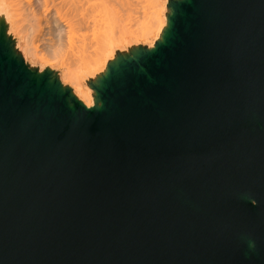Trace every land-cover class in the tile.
Here are the masks:
<instances>
[{
    "label": "water",
    "instance_id": "obj_1",
    "mask_svg": "<svg viewBox=\"0 0 264 264\" xmlns=\"http://www.w3.org/2000/svg\"><path fill=\"white\" fill-rule=\"evenodd\" d=\"M86 79L0 24V264H264V0H167Z\"/></svg>",
    "mask_w": 264,
    "mask_h": 264
},
{
    "label": "bare ground",
    "instance_id": "obj_2",
    "mask_svg": "<svg viewBox=\"0 0 264 264\" xmlns=\"http://www.w3.org/2000/svg\"><path fill=\"white\" fill-rule=\"evenodd\" d=\"M20 1L21 0H9L8 1L9 3L7 2L6 4H0V24L4 22L6 24V32L10 35L11 34L14 36L17 35V37L19 36L18 34H20L21 31H26L27 33H24V34L21 33L22 35H24L23 36L24 40L21 36L22 39L18 38V41L16 40L17 41L16 44L20 45V50L26 59L27 57L36 58L38 51L36 53V51L34 50L35 48L34 46H32L31 48L32 42L30 43L29 42L30 40L28 41L29 35H30L28 33L29 30L27 28L26 29L23 28L25 26H22L23 23H21L22 22L21 21L22 20L21 10L24 11L27 8L26 9L21 8V5H23V7L25 6L24 4L20 5ZM25 1L28 2V0H25ZM124 1L126 0H40V7L42 8V12L44 13V17H45L44 22L50 23L52 25L51 31L54 32L52 33L56 34V37L58 36V38H61L62 36L65 35L68 40V41H65V43L67 44L69 40L70 42H72L73 39H76V40L79 39L80 41L78 46L76 45L77 48L79 49V51H76L77 52L76 54H78L76 57L77 59L76 61H79L78 63H80L78 64V69H76V71H73L77 67L71 70H70L71 67L65 68L60 74L61 75L60 80L62 81V83H65V82L70 83L73 93L76 95V97L79 100H81L88 107H90L93 104L92 90L89 87H84V85L81 84L77 80V78L79 77L78 73L84 70V72H87V75L91 76L103 70L105 68L107 60L112 58L115 48L124 47V45L126 44H131L132 41L150 40V42H153L155 39L158 38L163 27L166 25V16L164 14L165 7L163 6L160 10L156 12V16L154 18L153 24L150 26H146L144 30H142L140 34H138L137 31L131 28V21L128 20L126 22V20L123 18L125 16V11H127V9L125 10L124 8H122V5H124ZM32 2L33 4H35L33 0ZM28 8L31 9V7H28ZM16 11H19L20 13L19 12L17 13ZM23 11H22V14H23ZM128 11H132V9H128ZM26 12L24 11L25 14ZM29 14L32 16L33 13L31 14L29 12ZM36 14L38 15L39 13H36ZM27 16H28V13L25 17ZM38 17H40V15H38ZM35 19L36 18H34V22L38 20L36 21L38 23L41 18L36 19V20ZM30 23H33V22L31 21ZM35 25L37 27V25H42V24L38 23ZM33 28L35 29V27ZM35 31H38L37 28L35 29ZM51 31L48 30V32H51ZM29 32H31V30ZM32 36H33V33H32ZM36 37L38 36L36 35ZM54 39L52 41H54ZM20 41H22V43ZM61 42H63L64 44V40ZM72 43H73L72 46L74 47L75 44L74 42ZM57 50L59 51L58 47H57ZM46 51H49V50H46ZM67 51H70V50H67ZM51 53L52 52H50L49 54L51 55ZM44 56L41 57L42 59L41 58L40 59L42 61L46 60L47 62L48 60ZM60 58L62 59V57ZM73 58L75 60V57ZM53 59L55 60V58ZM71 60L72 58H70V61ZM70 65L71 64H69V66ZM79 67H81L80 68L81 70L79 69Z\"/></svg>",
    "mask_w": 264,
    "mask_h": 264
},
{
    "label": "rangeland",
    "instance_id": "obj_3",
    "mask_svg": "<svg viewBox=\"0 0 264 264\" xmlns=\"http://www.w3.org/2000/svg\"><path fill=\"white\" fill-rule=\"evenodd\" d=\"M9 0H0V4H6L7 2H8ZM22 1V2H21ZM20 1V5L21 4H24V6L25 7H23V5H21V8H27L26 10H24L25 12L26 11H28V12H26V14L24 13V11L23 10H21V15H22V22L21 23H23V25L22 26H25V27H23V28H27L29 31L31 30V32H29L28 30V33L31 35V37H30V35H29V39H28V41L31 43V48H32V46H34L33 48H34V50L36 51V53H37V51H38V53H37V57L36 58H29V57H27V59L24 57V59L27 61V62H29L30 64H32V65H34V66H38V67H40V68H43V67H45V66H49V67H51V68H53V69H55L56 71H58L59 72V76H60V78H61V72L65 69V68H70V70L71 69H74L75 67H77V68H75L73 71H76V69H78V64H80V63H78L79 61H76L77 59H76V57H77V55L78 54H76L77 52L76 51H79V49L77 48V46H78V44H79V39H73L72 40V42H74V44H75V46L73 47L72 45H73V43L72 42H70V40H69V42H68V44L67 43H65V41H68L67 40V37L64 35V36H62L61 38H58V36L56 37V34H53L54 32L53 31H51V28H52V25L50 24V23H45L44 22V20H45V17H44V13L42 12V8L40 7V0H33L34 1V3L35 4H33V2H32V0H28V2L27 1H25V0H21ZM30 2V3H29ZM166 2H167V0H126V1H124V5H122V8H124L125 10L127 9V11H125V16L123 17L125 20H126V22L128 21V20H130L131 21V28L132 29H134L135 31H137L138 32V34H140V32L142 31V30H144V28L146 27V26H150V25H152L153 24V21H154V18H155V16H156V12L158 11V10H160L163 6L164 7H166ZM9 3V2H8ZM29 4H30V6H29ZM33 4V5H32ZM28 7H31V9H29ZM34 9H33V8ZM29 9V10H28ZM32 9H33V11H32ZM128 9H132V11H128ZM38 10V11H37ZM22 11H23V14H22ZM35 11V12H34ZM40 11V12H39ZM164 11H165V8H164ZM17 13L19 12V11H16ZM29 12L32 14V16L29 14ZM20 13V12H19ZM27 13H28V16L27 17H25L26 15H27ZM35 13V14H34ZM36 13H39L38 15H40V17H38V15L36 14ZM42 13H43V15H42ZM24 15V16H23ZM30 15V16H29ZM34 15V16H33ZM19 17H20V15H19ZM38 17V18H37ZM32 20H31V19ZM34 18H36V19H40V21L38 22L39 24H42V25H37V27H36V25L35 24H38L36 21H38V20H36L35 22H34ZM25 21V22H24ZM33 22V23H30V22ZM29 22V23H28ZM25 24V25H24ZM43 24H45V25H43ZM28 25V26H27ZM34 25V26H33ZM39 26V27H38ZM41 26V27H40ZM45 28H44V27ZM33 27H35V29L37 28V30L38 31H35V29L33 28ZM30 28V29H29ZM39 28V29H38ZM49 28V29H48ZM34 29V30H33ZM40 29H41V31H40ZM43 29V30H42ZM48 30L49 31H51V32H48ZM37 32H39V33H41V34H39V33H37ZM44 32V33H43ZM53 32V33H52ZM21 33L22 34H24V33H27L26 31H21ZM18 34L19 36L17 37V35L16 36H14L13 35V37H16L17 39V41H18V38H21V36H22V38H23V36L24 35H22V34ZM32 33H33V36H32ZM37 33V34H36ZM51 34V35H50ZM12 35V34H11ZM35 35V36H34ZM36 35L38 36V37H36ZM34 37V38H33ZM42 37V38H41ZM21 38V39H22ZM42 40H41V39ZM55 38V39H54ZM20 39V40H21ZM32 39V40H31ZM44 39V40H43ZM54 39V41H55V43H54V41H52ZM23 40H24V38H23ZM22 40V41H23ZM50 40V41H49ZM64 40V44H63V42H61V41H63ZM75 40V41H74ZM16 41V42H17ZM22 41H20L21 43H22ZM34 41V42H33ZM44 41V42H43ZM49 42V43H48ZM154 42V41H153ZM153 42H150V40H147V41H142V40H139V41H132V43L131 44H146V45H150V44H152ZM29 43V44H30ZM36 43V44H35ZM53 43V44H52ZM59 43V44H58ZM69 43H70V45H71V47H70V45H69ZM54 44H55V46H54ZM62 44V45H61ZM57 45V46H56ZM59 45H61V46H59ZM77 45V46H76ZM128 45H130V44H126V45H124V47H119V48H115V49H121V48H125L126 46H128ZM65 48H64V47ZM39 47H40V49H39ZM55 48V49H53V48ZM57 47H58V49H59V51L57 50ZM60 47H61V49H60ZM63 47V48H62ZM18 48L20 49V45H18ZM50 48V49H49ZM67 48V49H66ZM42 49V50H41ZM76 49H78V50H76ZM33 50V49H32ZM33 50V51H34ZM40 50V51H39ZM46 50H49V51H46ZM67 50H70V51H67ZM71 50H73L74 51V53H73V51H71ZM21 51V50H20ZM34 51V52H35ZM64 51H65V53H64ZM45 52V53H44ZM50 52H52L51 53V55L49 54ZM54 52H56V53H54ZM67 52V53H66ZM22 53V52H21ZM59 53V54H58ZM64 53V54H63ZM70 53V54H69ZM60 54H61V56H60ZM23 55V54H22ZM45 55V56H44ZM57 55V56H56ZM46 57L47 58V62H46V60L44 61H42L41 59V57ZM51 56V57H50ZM54 56V57H53ZM66 56V57H65ZM69 56H70V58H72V60H73V62H72V60L70 61V58H69ZM39 57V58H38ZM60 57H62V59L60 58ZM73 57H75V60H74V58ZM41 58V59H40ZM46 58H44V59H46ZM53 58H55V60L53 59ZM61 60H60V59ZM59 59V60H58ZM66 60V61H65ZM50 61V62H49ZM57 61V62H56ZM58 62H59V64H58ZM61 62V63H60ZM66 62V63H65ZM68 62V63H67ZM65 63V64H64ZM69 64H71L70 66H69ZM73 64V65H72ZM81 67H79V69H80ZM69 70V69H68ZM67 70V71H68ZM81 70V69H80ZM76 74V73H75ZM78 78H77V80L81 83V84H83L84 85V87H88L87 86V84H86V79L88 78V77H90V75H87V72H84V70L82 71V72H79L78 73ZM64 84H67V85H69L70 87H71V85H70V83H68V82H65Z\"/></svg>",
    "mask_w": 264,
    "mask_h": 264
}]
</instances>
